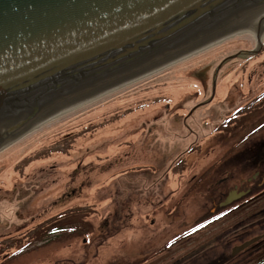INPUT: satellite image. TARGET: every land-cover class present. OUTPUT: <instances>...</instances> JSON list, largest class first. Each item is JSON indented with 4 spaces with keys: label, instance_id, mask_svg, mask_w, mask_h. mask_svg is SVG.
Segmentation results:
<instances>
[{
    "label": "rangeland",
    "instance_id": "374dc122",
    "mask_svg": "<svg viewBox=\"0 0 264 264\" xmlns=\"http://www.w3.org/2000/svg\"><path fill=\"white\" fill-rule=\"evenodd\" d=\"M262 14L264 8L220 32L250 26ZM260 46L262 57L264 29L260 43L250 32L236 31L40 118L2 144L0 264H200L219 256L230 264H264V236L231 253L264 233V184L245 181L252 168L233 163V181L250 192L221 208L214 193L223 173L211 164L239 136L207 134L208 125H197L207 111L187 119L195 134L183 124L202 94L191 74L204 70L208 82L222 57ZM96 90L70 102L85 101ZM240 124L248 128L250 119ZM254 134L235 147L243 149L242 160L261 140ZM54 227L59 229L49 232Z\"/></svg>",
    "mask_w": 264,
    "mask_h": 264
},
{
    "label": "water",
    "instance_id": "95a60500",
    "mask_svg": "<svg viewBox=\"0 0 264 264\" xmlns=\"http://www.w3.org/2000/svg\"><path fill=\"white\" fill-rule=\"evenodd\" d=\"M262 8L264 0H0V146L47 113L223 36ZM243 194L232 191L220 205Z\"/></svg>",
    "mask_w": 264,
    "mask_h": 264
},
{
    "label": "flooded vegetation",
    "instance_id": "af4514ba",
    "mask_svg": "<svg viewBox=\"0 0 264 264\" xmlns=\"http://www.w3.org/2000/svg\"><path fill=\"white\" fill-rule=\"evenodd\" d=\"M250 49L252 52H244ZM260 50L261 46L259 48L250 47L237 49L234 53L225 55L219 61L221 63L218 68L214 67L210 71L208 82H205L204 75L201 74L204 70L199 69L196 71L199 75H195V73L191 74L200 83V90L198 92H202V94L199 98L200 100H198V92L194 91V99L198 101H195V104L188 110L186 116L183 118V124L186 123L187 119L197 120L195 112L201 110L202 112L207 111L204 116L202 115L201 121L197 124L200 126L201 123L208 125L209 128L206 129L207 134L214 136L226 131V135L235 134L239 136L238 143H235L233 146L224 145V151L219 153L217 157L215 156L216 159L211 164L215 168L219 167L220 174L223 173V175L221 174L216 179L214 187V193L217 194V199H219L217 202L219 208H221L219 202L224 200L228 193L244 190V195H246L250 192V188L239 189L238 184L233 181V169L231 168L233 163H235L234 165H245L252 168L251 176L247 177L245 181L249 182L258 178L259 184H264V68L263 70H259V68L264 67V56L259 57ZM234 58L239 59L237 63H227ZM250 59L255 60L252 64L248 65ZM233 74H237V79L239 80H233ZM251 75L253 76V80H249ZM245 81V87L241 86ZM206 91H208L207 95ZM214 116L215 118H213ZM245 119H250L248 128L240 124ZM214 120H218L219 122L216 123ZM214 122L216 127L213 125ZM244 124L246 123L244 122ZM186 128L190 134H195L190 125L187 124ZM238 131H241V133ZM254 132V138L256 136L261 137V140H257L259 138L253 140H257L256 143H252L247 149L248 151H246L248 154L250 153L249 157L242 160V154L240 155V153L243 149H241V146L239 148L235 147L246 138L252 136ZM219 145L220 148H224L221 144ZM228 151L230 152L228 153ZM235 170L239 171V167Z\"/></svg>",
    "mask_w": 264,
    "mask_h": 264
},
{
    "label": "bare ground",
    "instance_id": "6f19581e",
    "mask_svg": "<svg viewBox=\"0 0 264 264\" xmlns=\"http://www.w3.org/2000/svg\"><path fill=\"white\" fill-rule=\"evenodd\" d=\"M260 18H261V17H260ZM260 18H259V19L257 18V20H255V21L253 22V24H251L250 26L241 27V28H239V29H235L234 31H228L227 33L223 34V36H220V37H218V38H215V39H213V40L207 42L206 44H205V43H204V44H201L199 47H197V48H193V49H191V50H189V51H187V52H185V53H183V54H180L179 56H176V57H173V58H167V59L163 60L162 62L155 64L154 66H151V67L146 68L145 70L139 72L138 74H134V75H132L131 77L126 78V80H124V81H125L126 83H128L129 80L131 81L132 79H136L137 77H140V76H142V75H145V74H147V73H150V72H152V71H155V70H157V69H159V68L165 66L166 64H168V63H170V62H172V61H175L176 59H178V58H180V57H182V56L188 55L189 53H191V52H193V51L196 52V51H198V50L203 49L204 47H207L208 45L214 44L215 41H220L222 37H225L226 35H229V34H231V33H235L236 31H246V32H250V33H251V34L257 39V41L260 42V39L262 38V31H263V29H264V22L262 21V18H261V19H260ZM223 39H225V38H223ZM118 82L123 83L122 81H118V80H116L115 83H109V84H107V86L105 85V86H103V88H102V87H101V88H98L94 93H91L90 95L86 96V97H89V98H88V99H85V101H83V98L80 99V100H75V101H73V102L68 103V105L66 104V106L64 105V107L61 106V107H59V108H57V109H55V110H53V111L47 113V114H46L45 116H43V117H46V116H47V117H48V116H50V117H54V116L58 115L60 112H62V111L68 110V109H70V108H72V107H74V106H76V105H79V103H80L81 101H82L81 103H83V102H87V101H89V100H92V99L96 98L99 94L101 95V93L106 92L109 88L114 87V86L120 84V83H118ZM116 83H117V84H116ZM113 84H115V85H113ZM123 84H124V83H123ZM109 85H112V86L108 87ZM121 85H122V84H121ZM96 92H97V93H96ZM84 98H85V97H84ZM81 103H80V104H81ZM75 104H76V105H75ZM43 117H42V118H43ZM50 117H49V118H50ZM42 118H41V119H42ZM41 119L37 120L36 122H34V123L31 124V125H34L35 123H37V122L40 121ZM31 125H30V127H31Z\"/></svg>",
    "mask_w": 264,
    "mask_h": 264
},
{
    "label": "trees",
    "instance_id": "16d2710c",
    "mask_svg": "<svg viewBox=\"0 0 264 264\" xmlns=\"http://www.w3.org/2000/svg\"><path fill=\"white\" fill-rule=\"evenodd\" d=\"M59 228L58 227H54L51 231L49 232H55V230H58ZM221 257V258H220ZM232 258V257H231ZM200 264H230L229 261H224L222 256H219V258L215 257L213 258L212 260H209V261H203L202 263Z\"/></svg>",
    "mask_w": 264,
    "mask_h": 264
}]
</instances>
